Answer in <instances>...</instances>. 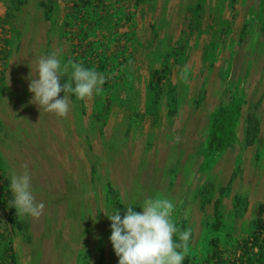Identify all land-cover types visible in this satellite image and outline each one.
I'll return each mask as SVG.
<instances>
[{
	"label": "rangeland",
	"instance_id": "rangeland-1",
	"mask_svg": "<svg viewBox=\"0 0 264 264\" xmlns=\"http://www.w3.org/2000/svg\"><path fill=\"white\" fill-rule=\"evenodd\" d=\"M54 51L106 76L63 117L28 90ZM156 195L183 264H264V0H0V264H118L106 215Z\"/></svg>",
	"mask_w": 264,
	"mask_h": 264
},
{
	"label": "clouds",
	"instance_id": "clouds-1",
	"mask_svg": "<svg viewBox=\"0 0 264 264\" xmlns=\"http://www.w3.org/2000/svg\"><path fill=\"white\" fill-rule=\"evenodd\" d=\"M62 77H66L63 84L60 82ZM105 82L104 73L85 67L82 62L62 63L59 53L54 51L41 55L36 63L35 75L32 71L30 73V102L45 112L63 117L69 111L71 100H83L94 93H101ZM61 92L64 95L58 98ZM24 167L23 173L11 176V203L16 215L38 218L45 204L36 201L32 177L27 165ZM133 205L136 204L126 207L123 217L120 208L106 215L111 222L109 240L118 257V264H183L191 229L178 230L173 218V201L156 195L144 198L139 212L134 210ZM177 234L178 239L174 240Z\"/></svg>",
	"mask_w": 264,
	"mask_h": 264
}]
</instances>
